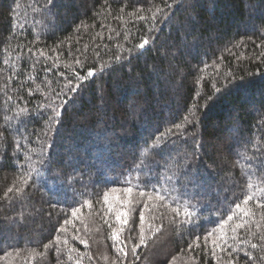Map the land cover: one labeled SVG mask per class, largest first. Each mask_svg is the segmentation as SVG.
I'll return each instance as SVG.
<instances>
[{"label":"trees","instance_id":"16d2710c","mask_svg":"<svg viewBox=\"0 0 264 264\" xmlns=\"http://www.w3.org/2000/svg\"><path fill=\"white\" fill-rule=\"evenodd\" d=\"M257 201L264 0H0V264H264Z\"/></svg>","mask_w":264,"mask_h":264},{"label":"snow or ice","instance_id":"6c2138e0","mask_svg":"<svg viewBox=\"0 0 264 264\" xmlns=\"http://www.w3.org/2000/svg\"><path fill=\"white\" fill-rule=\"evenodd\" d=\"M49 3H51V0H49ZM168 7L170 8L171 5L169 4ZM143 18L144 17H141V19H143ZM153 19H155V17H153ZM146 44H148V39H144L138 45V47L143 49ZM94 75H95V72L93 70H89L86 73V75H84V76H80L77 73L76 74V79L80 80V81H84L88 77H91V76H94ZM76 87L78 88L79 85L77 84ZM72 90L74 91L75 89H72ZM57 95H60V94L58 93ZM64 102H66V101H64ZM58 108H59V106L57 105V106L53 107L52 111L54 113H56ZM52 119L55 121V116H53ZM55 122H58V121H55ZM146 155H147V153H146ZM38 163H41V164L44 163L43 159L39 160ZM141 163H143V162H141ZM30 167H31V165H29V168ZM30 179H31V173H29L28 176H25V177L22 178L23 185L26 186ZM169 179H171V178L169 177ZM147 186L148 185L145 184L144 187L146 188ZM152 186H153V190L155 191V185H152ZM248 186L251 187L252 185L249 184ZM12 191H13V188H9L8 189L9 193H11ZM16 191H17V193H19L21 191V189L18 188V189H16ZM111 191L112 192H117V191H120V190L113 188ZM122 192H123L124 195L116 196V197H114L112 199L109 198V195L107 193H105L103 195V203H104V205H106V210L104 211V215L108 216L109 214H111L115 218L116 226L114 227L113 224L109 223L108 227L110 229H112V238L114 240H116V241H120L121 233L124 231V227L129 223L128 217H129V214H130V212L132 210V205H133V188L131 186L125 187V188L122 189ZM145 194L146 193H145L144 190H140L138 192V195L140 197H144ZM148 199H152V197L148 196ZM156 199L163 201V200H165V197L161 193L157 192L156 193ZM251 200H253V195L247 196V198L244 200V204L247 205L248 202L251 201ZM86 204H87V207L89 209L92 208L91 201H86ZM257 205L259 207L264 208V203H262L260 201H257ZM237 207H239V205H237ZM80 211H81L80 208H73L71 214H72V216L75 217V216H77V213H80ZM173 211H175L177 213V215L180 214L179 213V208H177V207H174ZM242 212H243L244 216H248L249 215V211L248 210H242ZM184 215L185 216H191L192 215V213L188 210V208L186 206L184 208ZM232 219H233L232 216L228 217V220H232ZM139 220H140L141 224H143L144 216L140 215L139 216ZM67 222L68 221H65V223H67ZM185 222H187V221H185ZM105 223H108V221L105 220ZM244 227H245V222L238 223V224H236L235 228L232 229V231L235 232L236 229H240V228H244ZM158 230H159V228H157V231ZM206 239H207V237H205V240ZM233 239H235V237H233ZM260 239H261V241H264V235H261ZM56 242L60 243V238L59 237L56 238ZM81 242L84 243L85 246H87V241L86 240H82ZM64 243H67V241L65 240ZM214 244H215V241H214ZM226 244H227V240H223V243H221L219 245H216V246L219 247L221 251H224V246ZM140 245H146V241H145V238H144V235H143V229L142 228H141V235H140L139 244H134L133 248H132V251L135 252L136 249ZM49 247H50V245H47V244L44 245L45 250H47ZM251 247L253 249H255V248H257V245L256 244H252ZM72 251H76V249H72ZM117 251L121 252L125 257H127V255H128V252L125 251L124 247L118 248ZM245 255H249V254L245 253ZM77 264H79V261H77ZM228 264H233V261L230 259L228 261Z\"/></svg>","mask_w":264,"mask_h":264}]
</instances>
